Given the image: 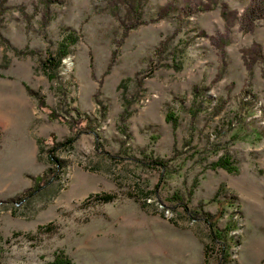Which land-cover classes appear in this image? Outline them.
I'll return each mask as SVG.
<instances>
[{"label": "rangeland", "instance_id": "rangeland-1", "mask_svg": "<svg viewBox=\"0 0 264 264\" xmlns=\"http://www.w3.org/2000/svg\"><path fill=\"white\" fill-rule=\"evenodd\" d=\"M251 1L0 0V264H264ZM224 154L238 170L210 165Z\"/></svg>", "mask_w": 264, "mask_h": 264}, {"label": "trees", "instance_id": "trees-1", "mask_svg": "<svg viewBox=\"0 0 264 264\" xmlns=\"http://www.w3.org/2000/svg\"><path fill=\"white\" fill-rule=\"evenodd\" d=\"M217 1L218 0H208L207 4L208 5H212L214 2H217ZM222 5H223L222 13H223L224 17L226 18V20L232 22L237 17V12L238 11L236 9H229L226 3H223ZM132 8H133V12L137 13V15H138L139 14V10H138L137 6L133 4ZM242 16H243L242 17V21L244 22L245 26L248 27V28H252L255 25L256 19L259 18V17L264 16V0H252L251 3L249 4V7L243 13ZM133 26H134V24H133ZM78 39H79V35L76 32H74V31L72 32L71 31L70 33H68L65 36V38L60 42L58 53L56 55H52L51 54L48 57H46L42 61L43 65L47 69H50L53 66H60L61 63H62L63 57L67 56L70 53V46L75 44L78 41ZM263 55L264 54H262V48H261V46L259 44L258 45L256 44L255 47L252 46L250 48V50H247L246 54H244V61H245V64H246L247 68L249 69L250 73L253 72V62L258 60V58L260 56H263ZM2 75L3 74L0 72V76H2ZM55 75H57V71H54V72L50 73V77H52V78ZM28 89L31 92L33 91L32 88H30L29 86H28ZM44 104H45V102H42V105H44ZM50 114L53 117L57 116V113H56L55 110H52L50 112ZM167 117H168L169 120H172V122L175 125L178 124L177 119L174 116V114L169 113L167 115ZM69 124H70V126L72 128H75L72 121H69ZM50 136L52 137L55 146L65 144L67 142L72 141L75 138V136H73V137H71L70 139H68L66 141H59V140L56 139L55 134H51ZM44 140H45V138H40L39 142H43ZM56 159H58L59 161H61V163H63L61 159H59V158H56ZM152 160H153L154 163L161 164L164 167L167 166V162H166L165 158H163V157H160V156L153 157L152 156ZM210 165L213 168L226 167L230 171L238 170L237 165L234 164V161H233L232 157L230 155H228V154L221 155L217 160L211 162ZM48 180L49 179L47 177H45V175H41V176L38 177V183L45 184L46 182H48ZM175 195H176V196H174L175 198H180V199L183 198V197H180L181 195H179L177 192H176ZM218 233L219 232H216V235L218 237H220L221 234L219 236ZM50 264H75V263L67 255L63 256L62 254H58L51 261Z\"/></svg>", "mask_w": 264, "mask_h": 264}]
</instances>
